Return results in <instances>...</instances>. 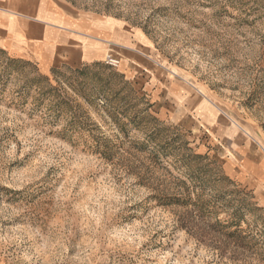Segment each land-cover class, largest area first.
<instances>
[{"label": "rangeland", "instance_id": "1", "mask_svg": "<svg viewBox=\"0 0 264 264\" xmlns=\"http://www.w3.org/2000/svg\"><path fill=\"white\" fill-rule=\"evenodd\" d=\"M56 1L137 32L165 75L0 48V264H264L242 173L264 157V0ZM166 74L228 126L157 101Z\"/></svg>", "mask_w": 264, "mask_h": 264}, {"label": "crops", "instance_id": "2", "mask_svg": "<svg viewBox=\"0 0 264 264\" xmlns=\"http://www.w3.org/2000/svg\"><path fill=\"white\" fill-rule=\"evenodd\" d=\"M0 48L35 63L49 72L62 67H81L119 59V70L130 79H159L165 75L148 45L126 26L89 15L78 14L56 0H0ZM167 75V74H166ZM157 98L174 104L213 131L228 126L218 117L217 108L197 89L165 76ZM173 85V86H171ZM153 87V86H152ZM158 90V91H159ZM246 179L264 190V157H248L242 165Z\"/></svg>", "mask_w": 264, "mask_h": 264}, {"label": "built area", "instance_id": "3", "mask_svg": "<svg viewBox=\"0 0 264 264\" xmlns=\"http://www.w3.org/2000/svg\"><path fill=\"white\" fill-rule=\"evenodd\" d=\"M105 63L111 68H118L120 65L119 59L112 56H108Z\"/></svg>", "mask_w": 264, "mask_h": 264}]
</instances>
